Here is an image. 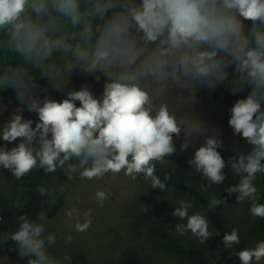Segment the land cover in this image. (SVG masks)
Segmentation results:
<instances>
[{
  "label": "clouds",
  "instance_id": "1",
  "mask_svg": "<svg viewBox=\"0 0 264 264\" xmlns=\"http://www.w3.org/2000/svg\"><path fill=\"white\" fill-rule=\"evenodd\" d=\"M4 58L11 62L0 69V89L12 88L18 106L0 126V139L20 142L0 147V168L16 180L36 169L45 175L61 170L69 181L122 174L164 191L172 177L165 172L161 178L156 167L175 155L174 137L183 134L181 152L204 137L188 160L193 173L202 174L200 190L222 184L229 167L238 182L226 191L236 194L237 204L248 202L253 223L264 219L256 185L264 175V0H0ZM77 67L106 77L102 98L87 84L59 101L38 97L37 78H48L59 92ZM225 82L234 96L248 89L230 108L228 124L250 145L227 162L217 150L223 147L219 131L207 134L197 116L181 114L195 102L198 87L214 91ZM25 108L38 117L35 127L24 118ZM36 193L49 197V209L58 199L43 185ZM112 196L95 193L101 207ZM227 204L217 195L208 201L212 211ZM192 207L189 200L176 201L171 215L183 222L175 231L190 232L205 244L213 236L210 219L198 211L190 214ZM92 212L66 209L68 220L75 221L69 227L86 232ZM48 222L45 208L35 218L18 215L14 230L0 233V248L11 241L8 250L27 264H61L51 251L57 236L46 230ZM71 241L68 235L65 243ZM222 243L229 250L240 245L239 228L225 232ZM232 254L239 264H264V239Z\"/></svg>",
  "mask_w": 264,
  "mask_h": 264
},
{
  "label": "rangeland",
  "instance_id": "2",
  "mask_svg": "<svg viewBox=\"0 0 264 264\" xmlns=\"http://www.w3.org/2000/svg\"><path fill=\"white\" fill-rule=\"evenodd\" d=\"M55 55H59V53ZM229 71L231 72L232 69L230 68ZM97 76H99V81L96 79ZM105 79L106 77L102 73L88 74L77 67L72 70L67 85L59 93L66 95L68 90H79L83 84H87L90 89L97 87L102 89ZM230 92L231 87L228 82L219 85L214 91H210L207 87H198L195 102L190 109L186 108L181 113L197 116L208 126L207 134H212L214 130L219 131L223 147L217 150L227 161L250 148V145L240 135L233 134V130L228 124L230 108L234 104L227 96ZM98 98H102V92ZM17 106L18 101L14 90L12 88L0 89V126ZM23 116L26 119H32L34 121L32 126L35 127V122L38 121L35 113H29L25 108ZM174 139L176 143L175 155L170 156L169 160H165L163 165L158 164L156 170L170 174L181 173L188 183L200 190L202 174L193 173L188 160L193 156L196 148L204 142V137H200L190 144L185 152L180 151L183 134L178 138L174 137ZM19 142V138L10 144L0 139V147L11 149ZM229 172L228 182L225 180L220 185H213L208 192L200 190L208 201L212 195H217L218 198L226 199L228 203L227 206L221 205L219 212L223 232L216 231L210 223V231L213 236L208 238L205 244H201L190 232L180 236L175 231V224L183 222L171 215L176 207V201L179 199L190 201L180 189L170 184H167L168 189L164 191L153 189L141 178L131 181L122 174L116 176L109 174L101 180L89 181L74 178L69 181L64 176L65 173L60 171L59 174L53 175L47 180V186H55L61 198L59 205L45 210L46 216L49 218L46 230L57 236V244L51 251L61 262L65 261V257L81 254L82 259L77 264H125L128 257L140 259L142 264H193L186 257L170 255L162 249L161 235L169 233L182 242L199 245L204 255L213 264L223 250L232 254L241 248L254 246L255 242L264 239V230L259 219H256L255 223L252 222L248 202L237 204L236 194L229 195L226 191L227 187L238 182V178L234 177L230 168ZM65 183H67L65 191L60 192L61 186ZM256 185L261 192L264 188V175L258 176ZM15 188L13 179L0 172V194L11 197ZM98 189L113 193V196L104 202L103 207L95 199ZM192 205L193 207L189 210L190 214L198 211L206 216L204 211L193 202ZM71 207L79 208L81 213L89 208L93 210L92 226L86 232L77 233L69 227V224L74 225L75 223L74 220L69 221L65 215L66 209ZM232 227L239 228L241 243L229 250L223 247L222 237L225 232H230ZM68 235L72 236V241L66 244L65 238ZM8 249L6 246L0 248V257H8L6 262L0 260L1 264H15L11 257V251Z\"/></svg>",
  "mask_w": 264,
  "mask_h": 264
},
{
  "label": "trees",
  "instance_id": "3",
  "mask_svg": "<svg viewBox=\"0 0 264 264\" xmlns=\"http://www.w3.org/2000/svg\"><path fill=\"white\" fill-rule=\"evenodd\" d=\"M10 62L11 61H9L7 58L0 60V69H2L5 64ZM35 83L38 85L36 91L40 99H44L46 96H51V98L53 99H62L65 96L52 89L49 85L48 79L45 77L37 78L35 80ZM90 90L97 98L99 97L100 92H102V89L100 87ZM247 94L248 89H245L243 92H238L235 96L231 95L230 93L227 96L235 103L238 98H242ZM77 104H79V102H77ZM223 158L227 162L224 156ZM60 171L61 170H58L56 173L45 175L42 169H36L29 175L25 176L22 180H16L15 177L11 176V174L7 170L0 168V172L10 176L16 186L15 191L11 197L0 194V217H3V221L0 222V233L14 230V228L17 226L15 223V219L22 213L27 214L30 218H35L36 214L42 208H45V210L49 209V197H40L36 193V188L39 185H43L50 190L53 196L58 197V199L53 202L51 208L61 203V198L55 186H47V180L51 176L59 174ZM156 173L161 178H163L164 173L157 170ZM225 174L227 176L226 181L228 182L230 179V172L228 167L225 168ZM171 177L172 178L167 182V184H170L183 191L188 196L190 201H192L195 205L202 209L206 216L209 217L212 227L219 233H222L223 225L219 214L221 206L216 208L214 211L210 210L208 207V199L206 198V196L194 185L188 183L181 173H172ZM260 194V202H264V188L261 190ZM257 219L260 220V225L264 230V219ZM161 245L162 249L166 253L174 256L186 257L193 264H212L208 260L207 256L204 255L203 250L199 247V245L193 244L191 242H182L169 233H163L161 235ZM4 246L9 248L10 246H12V242L8 241ZM11 257L14 260L15 264H27V258L22 260L19 259L15 250L11 251ZM70 258V260H65L61 262V264H77L82 259V255L77 253ZM125 264H142V261L137 258L128 257L125 260ZM213 264H239V260L238 257L234 254L229 253L227 250H223L220 252L219 257Z\"/></svg>",
  "mask_w": 264,
  "mask_h": 264
}]
</instances>
